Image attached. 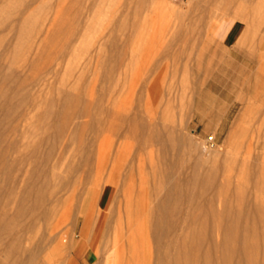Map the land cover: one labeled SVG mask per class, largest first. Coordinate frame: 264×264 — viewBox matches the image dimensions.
Listing matches in <instances>:
<instances>
[{
  "label": "rangeland",
  "instance_id": "rangeland-1",
  "mask_svg": "<svg viewBox=\"0 0 264 264\" xmlns=\"http://www.w3.org/2000/svg\"><path fill=\"white\" fill-rule=\"evenodd\" d=\"M166 1L0 0V133L26 113L29 139L50 131L47 151L75 130L58 171L76 196L95 191L86 160H114L122 148L143 190L167 196L162 216L175 226L170 251L183 252L181 264H247L224 250L246 240L224 236L225 223L257 233L251 257L264 264V1ZM15 159L0 168V191L27 161ZM30 176L16 191L46 189Z\"/></svg>",
  "mask_w": 264,
  "mask_h": 264
},
{
  "label": "bare ground",
  "instance_id": "bare-ground-1",
  "mask_svg": "<svg viewBox=\"0 0 264 264\" xmlns=\"http://www.w3.org/2000/svg\"><path fill=\"white\" fill-rule=\"evenodd\" d=\"M161 1L163 6L168 7L169 2ZM140 7L137 6V9ZM25 114L18 124L11 125L8 135L6 130L0 133V168L7 164L8 155L14 159L23 156L27 160L12 177L14 185L0 191V264H7L1 254L9 255L10 264H78L80 256H83V264H158L160 238L165 231L169 249L163 256L164 264L182 263L183 252L170 251L175 226L164 221L162 216L167 210V201L164 200L167 196L156 201L158 192L143 190L144 182H137L134 167H127L118 156L122 148L114 160L100 156L94 163L86 160L87 168L83 169V173L93 177L88 185L95 191H81L76 196V191L69 190L70 179L62 177L58 171L67 142L74 136L75 130L68 131L61 142L56 140L65 142V149L61 145L63 149L58 150V144L54 143L47 151H42L50 131L46 128L48 134L47 131L42 132L44 134L38 140L29 139L28 117ZM15 117L19 118L18 115ZM9 135L13 138L9 139ZM84 149L86 158L94 155L92 145ZM33 170L38 172L36 182L42 179L46 189L34 191L33 186L30 191H16L20 182L22 185L30 179ZM55 176L58 180L53 181ZM195 181H198L195 182L197 185L203 183L199 178ZM114 191L107 217L97 234L99 243L94 248L92 234L103 213V206L111 200ZM75 197H79L77 204ZM87 218L88 224L82 229V222ZM222 228L227 230L226 237L246 239L240 249L226 245L224 250L229 254L240 252L246 257L247 264H256L251 253L259 244L249 242L251 239L248 238L257 233L252 230L243 234L233 232L229 223Z\"/></svg>",
  "mask_w": 264,
  "mask_h": 264
},
{
  "label": "crops",
  "instance_id": "crops-1",
  "mask_svg": "<svg viewBox=\"0 0 264 264\" xmlns=\"http://www.w3.org/2000/svg\"><path fill=\"white\" fill-rule=\"evenodd\" d=\"M228 34H229V31H228V33L224 36V38L222 39L223 41L226 40L225 38H227ZM224 45H225V44H224ZM225 46L228 47V48H232V47H233V44H230V46H227V45H225Z\"/></svg>",
  "mask_w": 264,
  "mask_h": 264
}]
</instances>
